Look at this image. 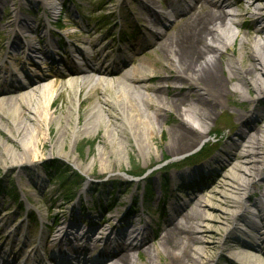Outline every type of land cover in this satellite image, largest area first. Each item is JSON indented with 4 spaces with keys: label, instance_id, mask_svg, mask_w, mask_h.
Masks as SVG:
<instances>
[{
    "label": "rangeland",
    "instance_id": "rangeland-1",
    "mask_svg": "<svg viewBox=\"0 0 264 264\" xmlns=\"http://www.w3.org/2000/svg\"><path fill=\"white\" fill-rule=\"evenodd\" d=\"M171 1L178 0H153L152 16H146L143 21L138 14L142 10L137 0H40L39 3L38 0H0V64L5 60L9 62L7 66L0 65V85L24 83L26 75L33 77L50 72L51 77L42 85L36 84L35 88L41 85L42 95L47 87H51L50 100H54L52 108L55 109L50 127L41 126L46 138L43 154L24 164L10 165L2 160V147L18 151L20 144L14 141V134L8 130L13 119L11 109L0 106V210L13 212L9 222L13 223L12 228L18 225L6 242L11 244L17 239L18 249L25 239L24 250L48 258L55 250L51 245L58 243L53 240L58 229L73 222L77 223L75 230L86 229L89 225L98 227L102 222V229L110 230L116 225L115 229L133 226L158 232L171 215L172 205L177 208L180 201L202 194L210 204L221 209L213 213L212 232H207L204 237L208 241L207 254L214 259L211 264H238L236 260L228 259V246L235 240V233L248 229L241 218L235 223L236 230L232 223L227 222L230 220H226V214L236 208L229 195L230 186L226 185L229 169H221V165L230 158L234 163L233 152L244 147L245 142L239 135L241 128L264 127V94L252 101L251 97L255 96L252 91L250 94L232 92L223 108L218 109L209 122L212 128L203 142L183 156H174L166 149V143L170 141L168 127L182 119L181 115L171 112L169 120L163 122L149 140L150 152L141 153L138 145L142 144L141 136L137 135V143L135 137L128 133V128L120 126L122 115L109 108L108 100L115 94L112 88L115 76L91 73L90 80H83L79 75L59 77L61 71L68 72L75 62L82 61L81 55L72 53L76 48L93 53L91 59L94 58L95 65L104 58L108 64L112 61L120 63L121 58L134 56L136 59L130 61V66L137 65L140 60L152 64L161 53L158 45L149 46L148 42L154 37L150 27L156 25V15L164 17V13L169 12ZM52 5L53 10L48 13ZM246 6L245 2L238 4L233 0L230 10L244 12L249 21L251 17ZM19 18L21 22L27 21L37 28L25 32L20 37L22 42L40 48L33 61L22 67L23 75L19 73L21 63L18 59L25 60L28 50L11 44V40L16 38L11 30L15 26L13 22ZM242 30L248 32V26ZM94 46L96 51H93ZM98 50L102 51L96 58L94 54ZM163 83L169 87L172 85L170 81ZM28 91L30 89L25 92ZM98 99L101 100L98 104L109 115L105 111L95 128L80 131L84 114ZM104 99H108L106 103L102 101ZM21 107L31 118L33 113L25 109V102ZM253 108L257 112L249 117ZM105 120H110L117 127L111 137L121 140L124 146L121 153L114 151L109 144L110 137L105 134L103 125ZM64 125L67 127L62 144L51 148L58 128ZM186 142V139L179 138L174 145L182 146ZM103 146L108 154H101ZM101 155L106 156L109 162L104 168L98 161ZM200 165L205 166L198 168ZM191 168L197 170L190 175L174 176ZM58 170H67L73 183L70 185L56 179ZM147 183L151 185L150 191H146ZM249 189L252 193L247 201L246 214L252 217L258 211L253 201L264 191V180ZM196 206L194 201L181 211ZM245 233L237 235L246 238ZM248 233L254 234L252 231ZM6 235L0 240H4ZM46 236L48 238L44 241ZM143 260L145 255L142 253L138 261Z\"/></svg>",
    "mask_w": 264,
    "mask_h": 264
},
{
    "label": "bare ground",
    "instance_id": "bare-ground-1",
    "mask_svg": "<svg viewBox=\"0 0 264 264\" xmlns=\"http://www.w3.org/2000/svg\"><path fill=\"white\" fill-rule=\"evenodd\" d=\"M137 1L142 10L138 13L139 17L145 21L146 16H152L153 0ZM235 2L246 3V12H250L251 17L249 21L244 17V12L230 10L233 0L171 1L169 12L164 13V17L156 15V25L150 27L154 37L148 42L149 46L158 45L161 53L152 64L140 60L137 65L130 66V61L136 59L134 56L131 59L123 57L120 63L112 61L108 64L104 58L99 65H95L94 58L91 59L93 53L76 48L72 53L81 55L82 61L75 62L68 72L61 71L59 77L79 75L83 80H90L91 73L115 76L112 81L114 97L110 101H102L106 103L108 100L109 108L122 115L120 126L127 127L128 133L135 137L137 143V135L141 136L142 144L138 143L141 153L150 152L149 140L155 130L169 120L171 112L181 115L182 119L172 122L168 127L170 141L166 143V149L174 156H183L203 142L212 128L209 122H212L218 109L223 108V103L232 92L250 94L252 91L255 94L250 99L252 101L264 94V0ZM49 8L48 13L53 10V5ZM21 20L19 18V21L13 22L15 26L11 30L16 38L11 40V44L18 49L26 47L28 50L25 60L18 59L21 63L18 66L19 73L23 75L24 64L33 61L40 48L22 42L20 37L25 32L37 28ZM245 25L248 26V32L242 30ZM95 49L94 46L93 51ZM98 51L94 54L96 58L102 50ZM8 64V60H5L0 65ZM49 76L50 72L33 77L26 75L27 81L24 83L0 85V106H8L13 116L8 130L14 134V141L20 144L18 151L2 147L3 162L10 165L24 164L43 154L46 138L41 126L50 127L55 109L52 108L54 100H50L51 87H47L41 95L39 86ZM107 76L103 77L107 79ZM164 81H170L171 87L166 86ZM36 84H41L38 89L35 88ZM28 89L30 91L25 92ZM17 92L20 93L11 96ZM100 101L98 99L86 111L80 131L95 128L102 121L105 111L109 115L98 104ZM22 102L26 103L25 109L33 113L31 118L22 109ZM256 112L257 109H251L249 117ZM103 125L105 134L110 137V146L121 153L124 149L121 140L111 137L117 127L110 120L103 121ZM66 127L58 128L51 148L62 144ZM251 129L248 126L239 130L245 144L241 150L233 152L234 163L230 158L221 165V169H229L226 185L230 186L229 195L236 208L226 214V220L229 219L227 222L232 223L236 230L235 223L241 218L248 229L235 233V240L228 246V259L232 258L238 264H264V191L253 201L258 211L252 217L246 214L247 201L252 193L249 187L264 180V127ZM179 138L187 142L182 146L174 145ZM108 153L103 146L101 154ZM98 161L102 168L109 164L106 156L101 155ZM196 170H183L174 176L190 175ZM194 201L196 207L181 211ZM215 211L221 209L210 204L202 194H196L191 199L180 201L177 208L172 205L171 215L158 232L133 226L115 229L116 225L110 230L102 229V222L98 227L89 225L86 229L75 230L77 223L73 222L58 229V235L53 239L58 243L51 245L53 248L55 246V250L49 257L54 264H211L214 259L207 254L208 241L204 237L207 232H212ZM12 215L13 212L0 210V239L7 234L4 240H0V264H42L36 252L24 250L27 240L23 239L18 249L17 239L11 244L6 242L8 235L13 234L18 227L12 228L14 225L9 222ZM68 229L72 232H68ZM243 231L246 232V238L237 235ZM249 231L254 234H249ZM253 235L254 239H251ZM46 238L48 236L44 241ZM142 253L145 260L140 262L138 258Z\"/></svg>",
    "mask_w": 264,
    "mask_h": 264
},
{
    "label": "trees",
    "instance_id": "trees-1",
    "mask_svg": "<svg viewBox=\"0 0 264 264\" xmlns=\"http://www.w3.org/2000/svg\"><path fill=\"white\" fill-rule=\"evenodd\" d=\"M58 171H57L56 179L58 178L62 182H69L70 185H71V183H73V180H71L70 174H68L67 170H58ZM74 184H75V181H74ZM164 185L166 186V184H164ZM150 188H151L150 183H147L146 191H150L151 190ZM69 190H70V188L68 187L67 191H69Z\"/></svg>",
    "mask_w": 264,
    "mask_h": 264
}]
</instances>
